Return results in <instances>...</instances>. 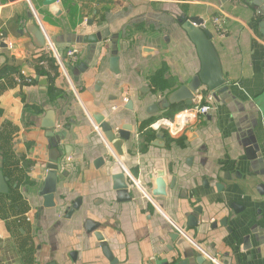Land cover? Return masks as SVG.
<instances>
[{"label": "crops", "instance_id": "0c3cea01", "mask_svg": "<svg viewBox=\"0 0 264 264\" xmlns=\"http://www.w3.org/2000/svg\"><path fill=\"white\" fill-rule=\"evenodd\" d=\"M53 4L57 13L48 0H0V151L7 159L0 170L8 179L0 192V264H213L208 256L264 264V0ZM219 11L223 36L210 22ZM192 16L213 34L224 90L213 92L206 115L183 104L148 115L149 104L199 71L178 21ZM31 18L44 48L34 44ZM106 29L108 37L90 52L83 37ZM71 48L76 62L65 56ZM29 54L46 67L29 65ZM114 55L117 72L109 64ZM93 114L112 130L130 126L121 155L94 130ZM50 163L58 180L55 205L45 207L40 192ZM121 171L148 197L133 188L132 199L121 200L112 181ZM158 177L165 194L153 196Z\"/></svg>", "mask_w": 264, "mask_h": 264}, {"label": "water", "instance_id": "95a60500", "mask_svg": "<svg viewBox=\"0 0 264 264\" xmlns=\"http://www.w3.org/2000/svg\"><path fill=\"white\" fill-rule=\"evenodd\" d=\"M55 1L56 0H48V3L52 5V9L54 8V12L57 13L59 11V8L58 6L53 4ZM33 21L34 19L32 18L29 20V32L33 38L35 46H37L38 48H44L46 46L44 33L40 27L34 25ZM178 21L181 23L180 26L186 33L187 37L194 45L197 57L199 59V71L192 76L189 82L181 84L174 90L161 97L159 100H156L149 104L146 107V114L148 115L157 114L160 111H164L175 105L183 104L184 106H190L192 105V101L197 93L201 91L216 92L224 90V85L227 83V79L223 75L219 55L213 42V34L209 29L205 28V26L203 25V19L200 16H192L187 19L180 18ZM107 32V29L99 30L89 36L83 37L85 43L89 45L90 52H93L95 50L97 43L108 37ZM2 59L3 58H0L1 61ZM118 61L119 58L117 55L111 56L109 58V64L111 67L110 69L112 72H117ZM69 68L73 69L74 67L70 65ZM85 68L86 63H80L76 68H74V74L78 75ZM75 79H77V77ZM143 89L148 90V88ZM144 96L145 95H142V93H140L141 99ZM130 105L131 101L129 102L128 106L131 108ZM93 117L95 123L100 126L105 140L110 143L111 147L115 150L117 155H121V144L129 139L131 129L130 126L125 125L121 129L112 130L109 123L104 120L101 114H93ZM48 127L53 128L54 123L49 124ZM153 143L158 144V140H155ZM7 180V177H5L0 170V192H5L7 190ZM57 180L58 178L56 175V166L54 163H50L48 165V172L45 175L43 186L40 192V194L43 196L45 207H53L55 205L53 202V197ZM112 181L113 187L115 188V190H117V194L121 196V200L132 199V195L129 192L132 193L133 188L136 187L133 183L129 182L124 171L113 174ZM165 186L166 184L163 178H156L155 189L152 190L151 194L153 196L164 195ZM76 208L77 204H75L70 209L69 214L72 213V211ZM197 210H199V208H195L194 211ZM93 231L95 232V236L101 243L103 255L109 261L115 262L116 260L113 258V255L108 245L106 244L103 235L96 230ZM259 243L261 245H264L263 236L259 238ZM201 257L204 258V256L202 255ZM211 262L215 264L213 261ZM218 262L219 264L223 263L221 261ZM50 264L55 263L52 262Z\"/></svg>", "mask_w": 264, "mask_h": 264}, {"label": "built area", "instance_id": "2783aa9c", "mask_svg": "<svg viewBox=\"0 0 264 264\" xmlns=\"http://www.w3.org/2000/svg\"><path fill=\"white\" fill-rule=\"evenodd\" d=\"M34 14H35V18L40 23L38 14L36 12ZM210 22H211V24L213 26L214 33H216L219 36H223L225 34V15L222 13V11H219V13L217 15L211 16L210 17ZM203 25H204V21H203ZM47 44L52 49L54 58L59 62L60 66H62V68L65 71V67L63 65V60L60 58L58 53L55 51L52 43L48 40ZM65 56H66V58L68 60H70L72 62H76L77 59H78V56H79L77 48H71V49L66 50ZM32 58L27 62L29 65H32V64L36 65L37 64L38 68L46 67V63L47 62L45 60L41 59L39 61L35 60V61L32 62L31 61ZM32 67H35V66H32ZM22 74H23V72H22ZM24 81H28L29 82L30 78L25 77ZM212 101H213V92L201 91V92H199V93H197L195 95V97H194V99L192 101L193 103H192V105L189 108H191V109L194 108V109H196V111L198 113L206 115L212 109V105H211ZM93 127H94V130L99 132L100 135L104 138L103 133H102V131L100 129V126L97 125V124H94ZM132 183L139 190V192L141 191V193H143L144 196L148 197L145 194L144 187L141 185L140 181L134 179V180H132ZM181 234L183 236H186L185 232H183V231H181ZM189 242H191V240H189ZM191 243L193 244V242H191ZM208 258L211 261H213L215 264H219V262L217 261L216 258L211 257V256H208Z\"/></svg>", "mask_w": 264, "mask_h": 264}, {"label": "trees", "instance_id": "16d2710c", "mask_svg": "<svg viewBox=\"0 0 264 264\" xmlns=\"http://www.w3.org/2000/svg\"><path fill=\"white\" fill-rule=\"evenodd\" d=\"M70 9H71V13H74V11H76L75 8H70ZM51 55H52V54H51ZM52 56H53V55H52ZM32 57H33V54H32V55L29 54V57H28V58H32ZM53 58H54V56H53ZM40 59H41V58H40ZM21 64H22L21 61H20V62L16 61V66H17L18 69L20 68ZM154 82H155V85H154V86L159 85V81H158V80H154ZM175 106H177V105H175ZM171 108H174V107L172 106ZM176 109H177V111L179 110V108H176ZM155 120H156V119H155L154 117H153V118H150V119H148V120H143V121H141L140 127H141V128H144V127H146V126H149V125H150L151 123H153ZM11 144H12V143H11ZM5 157H6V155H5V149H4V152L0 151V163H2L3 166H4V164H5L6 161H7V159H6Z\"/></svg>", "mask_w": 264, "mask_h": 264}]
</instances>
